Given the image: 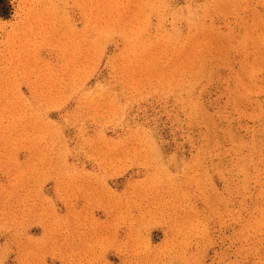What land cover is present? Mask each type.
Segmentation results:
<instances>
[{"label":"rangeland","instance_id":"rangeland-1","mask_svg":"<svg viewBox=\"0 0 264 264\" xmlns=\"http://www.w3.org/2000/svg\"><path fill=\"white\" fill-rule=\"evenodd\" d=\"M0 264H264V0H7Z\"/></svg>","mask_w":264,"mask_h":264},{"label":"trees","instance_id":"trees-1","mask_svg":"<svg viewBox=\"0 0 264 264\" xmlns=\"http://www.w3.org/2000/svg\"><path fill=\"white\" fill-rule=\"evenodd\" d=\"M0 14L8 16L10 14V7H8L7 0H0Z\"/></svg>","mask_w":264,"mask_h":264}]
</instances>
